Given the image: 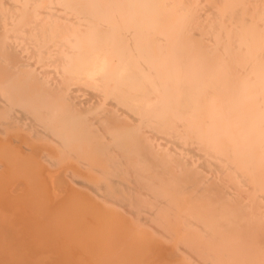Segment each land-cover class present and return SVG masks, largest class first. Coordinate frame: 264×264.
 <instances>
[{
    "label": "bare ground",
    "instance_id": "1",
    "mask_svg": "<svg viewBox=\"0 0 264 264\" xmlns=\"http://www.w3.org/2000/svg\"><path fill=\"white\" fill-rule=\"evenodd\" d=\"M0 264H264V0H0Z\"/></svg>",
    "mask_w": 264,
    "mask_h": 264
}]
</instances>
